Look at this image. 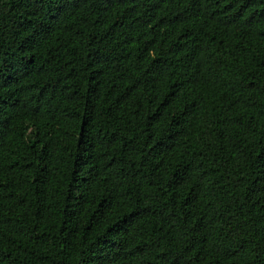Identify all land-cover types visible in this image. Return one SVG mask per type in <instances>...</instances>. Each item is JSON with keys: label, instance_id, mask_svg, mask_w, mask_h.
Wrapping results in <instances>:
<instances>
[{"label": "trees", "instance_id": "obj_1", "mask_svg": "<svg viewBox=\"0 0 264 264\" xmlns=\"http://www.w3.org/2000/svg\"><path fill=\"white\" fill-rule=\"evenodd\" d=\"M0 264H264V0H0Z\"/></svg>", "mask_w": 264, "mask_h": 264}]
</instances>
